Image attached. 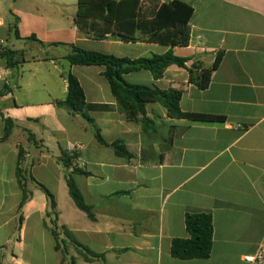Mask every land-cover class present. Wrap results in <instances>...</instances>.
Here are the masks:
<instances>
[{
	"label": "crops",
	"instance_id": "crops-1",
	"mask_svg": "<svg viewBox=\"0 0 264 264\" xmlns=\"http://www.w3.org/2000/svg\"><path fill=\"white\" fill-rule=\"evenodd\" d=\"M171 1L141 0L140 15L148 18ZM179 1L193 15L188 45L172 48L173 54L186 58L187 68L203 69L222 54L207 88L190 83L187 70L176 66L156 80L147 70L122 78L178 90L183 113L223 122L171 119L156 102L145 107V127L141 116L126 120L104 68L72 66L66 55L76 47L137 60L165 54L169 46L82 36L74 24L77 0H0V53L10 48L17 63L9 68L0 56V114L13 125L2 140L0 117V264H248L244 257L264 248V0ZM15 22L20 39L8 32ZM67 73L78 80L85 102L98 107L88 115L105 144L80 115L56 104L67 96ZM115 142L128 157L115 152ZM63 154L75 155L67 168ZM68 175L94 219L70 198ZM19 179L28 195L22 206ZM36 183L55 200L66 255L56 249L47 199ZM187 214L211 216L207 259L170 255L173 239L189 237ZM70 240L102 258L87 260Z\"/></svg>",
	"mask_w": 264,
	"mask_h": 264
},
{
	"label": "trees",
	"instance_id": "trees-1",
	"mask_svg": "<svg viewBox=\"0 0 264 264\" xmlns=\"http://www.w3.org/2000/svg\"><path fill=\"white\" fill-rule=\"evenodd\" d=\"M141 0H77V11L74 24L80 35L95 40L106 38L115 39L124 43H134L142 40L156 42L161 45L169 46L170 50L162 55H151L150 57L129 60L126 58H116L111 55H104L96 52L84 51L76 47H71V51L65 59L70 65L77 66H100L104 68L103 76L108 82L111 94L116 100L117 108L126 120L130 122L140 121L143 127L146 126L145 107L148 103H159L167 112L171 119H184L193 123H220L223 118L205 114L183 113L179 107L181 92L175 89L159 90L155 87H145L130 85L126 83L123 74L147 70L153 78L159 79L164 71L170 66H176L187 70L189 82L196 85L199 89H206L210 83L212 73L219 66L222 54L215 55L213 64L206 69L199 65L186 67V58H180L173 54L172 48L186 47L189 43V21L193 15V9L185 2L173 0L155 8L148 18H142L140 15ZM9 34L15 39H20L16 27V22L8 27ZM26 40L35 41L34 37ZM0 56L6 59L9 68L15 66V53L10 48H5ZM67 82V96L64 101L57 102L59 107L65 108L71 114L80 115L87 125L91 127L96 140L105 144L98 129L93 125V120L88 112L97 109V106L88 105L85 102L83 90L76 79L70 73L63 75ZM3 93H0V97ZM4 136L6 140L12 130V122L4 119ZM30 141H34L29 136ZM115 152L122 157H128L125 150L118 146V143L112 144ZM75 155L68 156L63 154L61 162L65 168L71 165ZM19 165V164H18ZM20 166V165H19ZM84 175V173H81ZM17 175L20 177L21 169L17 167ZM35 183V181L32 179ZM37 184V183H36ZM66 184L68 193L75 206L87 214L90 219H94L91 208L84 203L83 197L75 185L71 175L67 176ZM19 185L23 195L20 206L28 199L25 194L24 184L19 179ZM37 186L46 196L49 210V229L56 242V249L66 255L64 248L65 241L59 239L56 231V213L55 200L53 196L40 184ZM185 229L188 234L187 239H173L170 246V255L179 260L207 259L211 254L213 227L209 214H187L185 216ZM67 235V232L65 231ZM70 242L79 250L87 260L101 259L99 255L90 253L86 248ZM74 260L71 259V263Z\"/></svg>",
	"mask_w": 264,
	"mask_h": 264
},
{
	"label": "built area",
	"instance_id": "built-area-1",
	"mask_svg": "<svg viewBox=\"0 0 264 264\" xmlns=\"http://www.w3.org/2000/svg\"><path fill=\"white\" fill-rule=\"evenodd\" d=\"M244 261L248 264H264V248H260L253 255L245 256Z\"/></svg>",
	"mask_w": 264,
	"mask_h": 264
},
{
	"label": "rangeland",
	"instance_id": "rangeland-1",
	"mask_svg": "<svg viewBox=\"0 0 264 264\" xmlns=\"http://www.w3.org/2000/svg\"><path fill=\"white\" fill-rule=\"evenodd\" d=\"M12 1H14V0H8V2H12Z\"/></svg>",
	"mask_w": 264,
	"mask_h": 264
}]
</instances>
